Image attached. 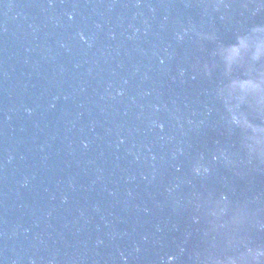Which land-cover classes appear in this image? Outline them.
<instances>
[{
  "label": "snow or ice",
  "instance_id": "1",
  "mask_svg": "<svg viewBox=\"0 0 264 264\" xmlns=\"http://www.w3.org/2000/svg\"><path fill=\"white\" fill-rule=\"evenodd\" d=\"M261 3L264 4V0H261ZM260 31H264V28L260 29ZM259 57L257 58L256 60V63L260 66L261 68V74H264V63H261V61H264V43H262L260 45V48H259ZM232 58L229 57V60H231Z\"/></svg>",
  "mask_w": 264,
  "mask_h": 264
}]
</instances>
